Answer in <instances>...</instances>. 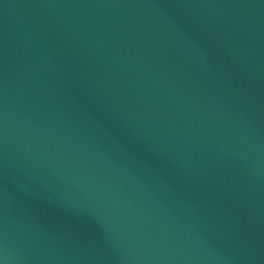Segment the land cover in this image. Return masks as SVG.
Instances as JSON below:
<instances>
[{
    "label": "water",
    "instance_id": "1",
    "mask_svg": "<svg viewBox=\"0 0 264 264\" xmlns=\"http://www.w3.org/2000/svg\"><path fill=\"white\" fill-rule=\"evenodd\" d=\"M0 264H264V0H0Z\"/></svg>",
    "mask_w": 264,
    "mask_h": 264
}]
</instances>
